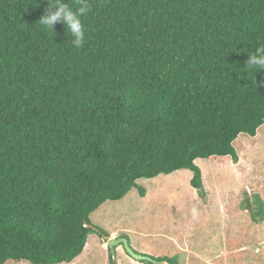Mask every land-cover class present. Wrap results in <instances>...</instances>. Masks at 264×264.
Here are the masks:
<instances>
[{
    "label": "trees",
    "instance_id": "1",
    "mask_svg": "<svg viewBox=\"0 0 264 264\" xmlns=\"http://www.w3.org/2000/svg\"><path fill=\"white\" fill-rule=\"evenodd\" d=\"M87 2L75 47L61 23H39L44 0H0V264L73 263L108 236L94 215L144 198L142 180L190 171L203 196L196 161L238 163V139L264 125V71L246 66L264 45V0ZM149 257L138 262L186 263Z\"/></svg>",
    "mask_w": 264,
    "mask_h": 264
},
{
    "label": "rangeland",
    "instance_id": "2",
    "mask_svg": "<svg viewBox=\"0 0 264 264\" xmlns=\"http://www.w3.org/2000/svg\"><path fill=\"white\" fill-rule=\"evenodd\" d=\"M237 143L242 147L238 163L196 161L203 196L191 186L192 173L184 170L140 181L148 189L144 198L129 194L106 205L93 221L108 236L91 235L82 256L71 264H144L121 245L109 249V240L123 236L138 253L161 257L178 251L185 254V264H196L191 256L202 264H259L264 221L258 217L254 222L247 206L256 209L254 190L264 201V125L255 139L241 137ZM229 240L242 242L230 251Z\"/></svg>",
    "mask_w": 264,
    "mask_h": 264
},
{
    "label": "clouds",
    "instance_id": "3",
    "mask_svg": "<svg viewBox=\"0 0 264 264\" xmlns=\"http://www.w3.org/2000/svg\"><path fill=\"white\" fill-rule=\"evenodd\" d=\"M44 2L48 4V7L45 8L44 14L42 15L39 23L52 32H54V26L57 23H61L64 28L67 29L68 33H70L74 38L72 43L73 46H82L86 39V27L83 23L82 17L86 16L90 11L87 0H79V7L76 9H73V7H71L68 3H65L64 0H55V3L47 2V0H44ZM246 66L250 69H255L256 72L264 71V45H260L255 49V53L250 55ZM135 252L138 253L137 251Z\"/></svg>",
    "mask_w": 264,
    "mask_h": 264
},
{
    "label": "water",
    "instance_id": "4",
    "mask_svg": "<svg viewBox=\"0 0 264 264\" xmlns=\"http://www.w3.org/2000/svg\"><path fill=\"white\" fill-rule=\"evenodd\" d=\"M122 245L127 252V254L136 260L141 261H153L150 257L136 253L129 245L128 240L125 238H120L116 240H109V248L114 252L115 246Z\"/></svg>",
    "mask_w": 264,
    "mask_h": 264
}]
</instances>
